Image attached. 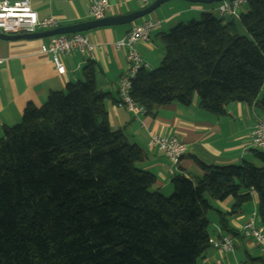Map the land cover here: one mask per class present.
<instances>
[{
  "label": "trees",
  "instance_id": "16d2710c",
  "mask_svg": "<svg viewBox=\"0 0 264 264\" xmlns=\"http://www.w3.org/2000/svg\"><path fill=\"white\" fill-rule=\"evenodd\" d=\"M234 18L202 13L160 35L164 56L140 69L130 96L154 117L160 107L189 106L223 115L231 103L264 107V0H246ZM83 81L52 92L0 138V264H196L209 248L211 201L233 199L232 211L255 193L264 227V151L259 162L216 167L198 162L194 184L174 175L172 193L150 191L155 177L139 169L143 152L110 130L104 100L87 63ZM219 227L232 232L226 220ZM264 264V258H256Z\"/></svg>",
  "mask_w": 264,
  "mask_h": 264
},
{
  "label": "crops",
  "instance_id": "0c3cea01",
  "mask_svg": "<svg viewBox=\"0 0 264 264\" xmlns=\"http://www.w3.org/2000/svg\"><path fill=\"white\" fill-rule=\"evenodd\" d=\"M154 0H109L110 11L106 16L124 15L140 10ZM32 8L39 18L53 16L58 26H68L92 20L88 15L90 0H32ZM219 3L209 5L192 4L183 1H169L162 4L148 16L126 25L95 28L84 32L96 45L93 57L74 52L59 57L64 73L59 74L51 55L40 52V46L47 39H18L0 41V138L4 128L16 125L27 104L41 106L52 92L65 91L67 86L83 81V69L87 63L94 65L95 84L99 91L106 94L104 107L107 123L112 131H122L130 145L138 147L144 159L136 166L151 173L155 183L151 191L166 197L172 193L171 180L174 175L182 174L193 184L200 180L204 171L198 162L205 165L224 167L237 165L242 161L258 163L252 156L251 132L256 120L264 117V107L258 103L247 105L231 103L223 115H213L201 110L198 98L193 96L189 106L171 103L156 110L155 116L132 114L120 102L118 97L119 81L128 67L125 52L115 49L114 43L121 39L132 26L143 20L159 21L151 32L150 40L139 44L137 50L148 63V70L159 66L164 48L160 35L167 33L178 24H185L202 13H211L219 17ZM246 11L245 5L239 13ZM224 22L231 19L224 16ZM236 32L240 27L238 18H234ZM264 97V79L257 100ZM148 133L176 136L186 146L174 174L170 173L171 164L163 152L146 146ZM255 195L242 205L238 212L232 211L233 199L211 201L212 208L207 212L209 236L218 231L230 234L234 238L233 253L221 255L209 247L196 264H243L241 256L252 259L257 249L252 240L244 239L240 233L243 224L255 209ZM208 214L210 216L208 217ZM226 220L232 232L219 227V218ZM260 224V223H259ZM261 225V224H260ZM264 229V227H263Z\"/></svg>",
  "mask_w": 264,
  "mask_h": 264
},
{
  "label": "built area",
  "instance_id": "2783aa9c",
  "mask_svg": "<svg viewBox=\"0 0 264 264\" xmlns=\"http://www.w3.org/2000/svg\"><path fill=\"white\" fill-rule=\"evenodd\" d=\"M32 0H0V33L5 35L36 33L48 31L58 27L55 17L47 16L39 18L32 8ZM246 0H225L219 3L217 11L220 17L229 16L238 18L239 8ZM110 11L109 0H90L88 15L92 20L101 19ZM159 21L150 19L143 20L134 25L118 41L114 48L123 50L128 61V67L119 81L118 97L122 105L132 114H143L144 109L130 96L131 82L140 69L148 70L149 66L137 50L139 44H145L150 40L151 32L158 26ZM46 43L41 44L40 52L51 55L54 67L59 74L64 73V67L59 59L60 56L78 52L93 57L96 45L92 43L85 33H72L56 35L45 38ZM0 58V64L2 63ZM146 146L163 152L168 158L171 168L170 173L177 170L180 159L186 152V146L176 136L156 135L148 133ZM251 147L254 150L264 151V117L256 120L251 132ZM249 194L255 195L251 190ZM240 233L244 239L252 240L264 255V229L257 218V208L250 213L243 224ZM209 247L219 254L226 255L234 251V238L230 234L218 231L216 236H209Z\"/></svg>",
  "mask_w": 264,
  "mask_h": 264
},
{
  "label": "water",
  "instance_id": "95a60500",
  "mask_svg": "<svg viewBox=\"0 0 264 264\" xmlns=\"http://www.w3.org/2000/svg\"><path fill=\"white\" fill-rule=\"evenodd\" d=\"M169 1H183L192 4H204L209 5L212 3H220L225 0H154L148 6L128 13L124 15H111L105 16L101 19L88 20L85 22L72 24L68 26H58L48 31H41L36 33H26V34H15V35H5L0 33V41H11L18 39H45L48 37L56 35H66L72 33H84L95 28L108 27V26H117V25H126L134 22L135 20L141 19L145 16H148L162 4Z\"/></svg>",
  "mask_w": 264,
  "mask_h": 264
},
{
  "label": "rangeland",
  "instance_id": "374dc122",
  "mask_svg": "<svg viewBox=\"0 0 264 264\" xmlns=\"http://www.w3.org/2000/svg\"><path fill=\"white\" fill-rule=\"evenodd\" d=\"M198 19H199V16L195 18V20H198ZM237 34L240 35V36H245L246 38H250L247 35V33L245 32V30H244V28L242 27L241 24H240V27L238 29V33ZM259 165H260L259 162L256 163V166H259ZM150 191H151V189H150ZM170 195L171 194H168V195H166V197H169ZM209 216H210V214H208V217ZM256 248L257 249L252 250L254 252V256H253L252 259L250 258V260H249V258H246L245 255L241 256V259H242L241 262L243 264H261V262L259 260H257L256 258H261V257L264 258V255L259 251L257 246H256Z\"/></svg>",
  "mask_w": 264,
  "mask_h": 264
}]
</instances>
